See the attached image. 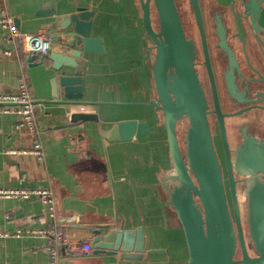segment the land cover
Instances as JSON below:
<instances>
[{"label": "crops", "instance_id": "1", "mask_svg": "<svg viewBox=\"0 0 264 264\" xmlns=\"http://www.w3.org/2000/svg\"><path fill=\"white\" fill-rule=\"evenodd\" d=\"M79 7L93 12L90 34L101 38L103 51L83 52L75 58L76 67L55 70L49 54L61 47L48 28ZM4 13L21 33L37 38L30 44L6 42L7 28L0 22V92H15L21 81L27 83L36 133L18 124L16 112L0 111V187L48 188L54 209L50 214L38 197L0 198V264H47L46 246L57 230L71 241L92 244L87 254L60 251L59 264H189L170 199L177 180L155 104L154 48L144 32L139 0H0V16ZM260 21L264 25V8ZM32 42H42L46 51L32 49ZM73 48L81 49L65 47V54ZM76 68L81 69L82 96L67 99L59 77ZM76 112L96 118L73 120ZM122 120L145 122L148 131L126 140L102 136L100 128ZM36 143L42 156L24 152ZM93 228L101 234L140 229L143 252H95Z\"/></svg>", "mask_w": 264, "mask_h": 264}, {"label": "water", "instance_id": "2", "mask_svg": "<svg viewBox=\"0 0 264 264\" xmlns=\"http://www.w3.org/2000/svg\"><path fill=\"white\" fill-rule=\"evenodd\" d=\"M190 1L204 42L198 0ZM250 1L247 14L255 26L259 6L256 0ZM139 2L144 32L154 48L152 71L158 96L155 104L162 111L174 178L177 180L170 199L184 232L188 263L264 264V139L258 141L245 134L243 142L233 150L234 160L231 159L223 115L216 105L229 182V203L223 170L207 117V104L194 67L190 42L184 33L175 2ZM153 6L158 26L153 22ZM92 15V11L79 7L75 12L59 15L50 23L48 34L51 33L54 42L61 47L49 54L55 70L64 71L63 66L76 67L78 63L75 58H79L83 52L103 51L101 38L90 34ZM74 46L81 49L73 48L69 54H65V47ZM232 63H235L233 55ZM82 81L80 68H76L74 74L63 72L59 77L63 96L67 99L80 98ZM230 90L235 95L233 85ZM71 118L95 119L96 116L76 112ZM180 118L187 120L185 147H182L176 130ZM146 131L148 128L145 122L136 120H122L108 128H100V133L108 140H126L134 133ZM234 170L250 174L245 188V218L247 234L255 252L253 256L249 254L245 242ZM91 231L94 234L95 252H127L133 249L134 251L127 252L129 256L143 252V235L140 229L133 232L113 228L102 234L99 228ZM133 238L137 239L136 243H132ZM237 242L241 251L240 259L234 258ZM68 263L70 262L66 260L61 262Z\"/></svg>", "mask_w": 264, "mask_h": 264}, {"label": "flooded vegetation", "instance_id": "3", "mask_svg": "<svg viewBox=\"0 0 264 264\" xmlns=\"http://www.w3.org/2000/svg\"><path fill=\"white\" fill-rule=\"evenodd\" d=\"M174 2L184 33L190 42L229 201V182L216 105L223 115L231 159L234 160L233 150L243 142L245 134L258 141L264 139V25L260 21L264 0H256L259 10L255 26L247 14L250 0H198L204 42L191 1L183 0L182 3L187 6L191 17L189 25L186 24L178 0ZM153 9L156 14L154 6ZM154 24L158 26L157 16ZM232 55L235 63H232ZM232 85L235 95L230 90ZM249 175L234 170L236 187L240 182L249 181ZM244 237L249 254L255 255L247 232H244ZM234 258H241L238 242Z\"/></svg>", "mask_w": 264, "mask_h": 264}, {"label": "built area", "instance_id": "4", "mask_svg": "<svg viewBox=\"0 0 264 264\" xmlns=\"http://www.w3.org/2000/svg\"><path fill=\"white\" fill-rule=\"evenodd\" d=\"M1 24L7 28V34L5 37L6 42H14L18 39L29 42L35 38L32 34H23L18 30V27L14 23L12 16L4 13L0 16ZM32 49H38L41 52L46 51L45 45L42 42L32 43ZM7 54L10 53L8 49L5 50ZM0 111L9 112L13 111L18 114L20 120L18 124L27 125L32 131H35L34 114H33V100L28 90L26 82L21 81L18 85V89L15 92L3 93L0 92ZM32 152L38 156L43 155L41 144L36 143L30 150L24 152ZM32 197H38L49 208L50 214H53L54 198L52 191L45 187H0V198H15V199H28ZM36 233L43 232L42 230H32ZM53 243H49L46 246L48 251L47 264H59L61 260L62 250L67 249L72 254L82 255L87 254L92 250V244L89 241H71L63 235L62 231H53Z\"/></svg>", "mask_w": 264, "mask_h": 264}, {"label": "rangeland", "instance_id": "5", "mask_svg": "<svg viewBox=\"0 0 264 264\" xmlns=\"http://www.w3.org/2000/svg\"><path fill=\"white\" fill-rule=\"evenodd\" d=\"M179 4H180V9L183 12L184 15V19L186 21V24L189 25L190 23V15L188 13V9L186 5H182L183 0H178ZM152 17L154 20H156V14L154 12V9L152 10ZM186 128H187V122L183 121L180 122V124L178 125V137L180 138V142L182 147H185V139H186ZM183 149V148H182ZM248 181L246 182H240L237 185V197H238V204L240 207V217H241V221H242V226H243V230L246 233L247 232V224H246V195H245V188H246V184ZM229 203H230V199H229ZM236 257H239V252H237Z\"/></svg>", "mask_w": 264, "mask_h": 264}, {"label": "trees", "instance_id": "6", "mask_svg": "<svg viewBox=\"0 0 264 264\" xmlns=\"http://www.w3.org/2000/svg\"><path fill=\"white\" fill-rule=\"evenodd\" d=\"M160 111H161V110H160ZM161 118H162V111H161ZM162 120H163V119H162ZM183 121L187 122L186 118H180V119H178L177 124H176V130H177V133H178V125L180 124V122H183ZM179 139H180V138H179Z\"/></svg>", "mask_w": 264, "mask_h": 264}]
</instances>
